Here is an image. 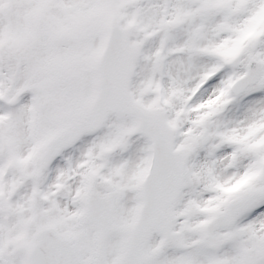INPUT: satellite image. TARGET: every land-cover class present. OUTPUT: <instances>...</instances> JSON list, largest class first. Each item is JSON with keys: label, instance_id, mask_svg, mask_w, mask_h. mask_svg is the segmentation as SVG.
Here are the masks:
<instances>
[{"label": "snow or ice", "instance_id": "1", "mask_svg": "<svg viewBox=\"0 0 264 264\" xmlns=\"http://www.w3.org/2000/svg\"><path fill=\"white\" fill-rule=\"evenodd\" d=\"M0 264H264V0H0Z\"/></svg>", "mask_w": 264, "mask_h": 264}]
</instances>
